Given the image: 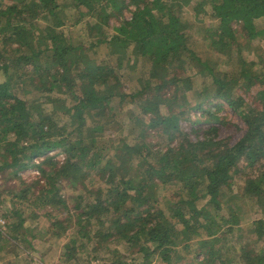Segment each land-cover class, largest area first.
<instances>
[{"label": "trees", "instance_id": "trees-1", "mask_svg": "<svg viewBox=\"0 0 264 264\" xmlns=\"http://www.w3.org/2000/svg\"><path fill=\"white\" fill-rule=\"evenodd\" d=\"M188 3L0 0V173L24 165L36 168L39 178L29 185L22 180L17 196V201L21 198L31 205L41 198L42 206L67 208L63 183L67 181L77 190L71 194L74 204L69 208L76 212L75 226L70 223L64 227L57 218L51 222L54 237L63 235L66 227L75 230L63 244L60 258L65 262L151 264L156 258L158 262L153 264H181L201 256L199 264H231L233 249L239 264H264V218L253 221L252 242H240L236 237L231 247L228 236L239 220L230 214L218 222L209 209H219L221 187L230 186L236 172L244 178V196L254 197L255 204L263 205L264 57L258 62L243 60L236 32L239 26L240 36L254 37V21L264 19V0H198L192 6L199 24L204 21V11L211 10L209 20L214 25L206 29L209 47L226 56L233 47L237 49L240 67L231 71H217L191 47L188 24L178 13ZM69 10H78L75 23L86 18L89 36H97L89 46L71 43L59 29ZM125 11L130 13L128 18ZM111 19L116 21L113 32L107 35L103 28ZM39 20L45 22L42 29H38ZM36 39L45 43L43 49L36 48ZM101 44L109 51L98 53L99 57L85 52ZM127 54L150 65L144 81L133 92H126L116 74ZM113 58L114 66L107 62ZM188 61L211 77L210 86L203 88L211 91L205 97L225 101L244 123L242 135L233 144L218 138L215 126L204 131L207 136L193 142L181 135L178 123L188 103L184 97L193 89L190 78L182 73ZM252 65L257 68L252 70ZM27 84L43 96L57 92L70 99L46 96L53 109L47 113L39 99L26 97ZM238 87L253 93L257 104H248L236 92ZM179 92L185 94L181 100ZM114 97L119 103L126 98L138 100L145 129L167 136L166 147L153 149L142 136H136L133 143L119 146L113 159L105 158L96 139L106 130L108 119L102 117L111 110ZM192 107L207 111L201 103ZM114 113L109 112V116ZM209 116L210 122L218 119ZM56 149L64 157L59 165L53 155H47ZM35 158L41 159L33 163ZM91 172L97 173L104 186L89 187L86 179L91 180ZM170 184H178L179 189L166 214L156 188ZM22 206L11 204L9 212L18 221L10 222L2 236L6 247L15 250L14 257L18 245L33 249L32 241L20 231ZM119 249L126 250L125 254H118Z\"/></svg>", "mask_w": 264, "mask_h": 264}, {"label": "rangeland", "instance_id": "rangeland-1", "mask_svg": "<svg viewBox=\"0 0 264 264\" xmlns=\"http://www.w3.org/2000/svg\"><path fill=\"white\" fill-rule=\"evenodd\" d=\"M198 0H188V4H183L179 9L178 13L187 22V31L190 35L191 47H193L197 55L201 60L207 61L217 71H231L240 67L238 56L236 55L237 49L235 47L231 50V55L226 56L216 52L214 49L209 47V38L207 34V28L214 25L213 20H209L210 9L204 11L202 17L204 18L203 23L199 24L193 14L192 6L196 4ZM6 2V1H5ZM80 16L78 10H69L66 13V18H63V25L60 26V30L63 34L69 38V41L73 44H84L89 46L96 40L97 36H89L88 28L86 25V18H82L80 22L75 23ZM130 13L124 12V17L128 18ZM90 21V19H88ZM116 20L111 19L109 26L103 28L107 35L113 32L112 26L115 25ZM50 23H52L49 20ZM256 33L254 37L240 36L239 26H237L236 35L238 42L241 45L240 57L246 62H258L261 57H264V19H256L255 21ZM45 26V22L42 20L38 21V29H42ZM38 31L36 30V33ZM96 32L93 34L95 35ZM36 48L43 49L45 43L37 40ZM108 48L105 44L99 46H91L86 49L93 58L99 57L103 52H108ZM126 58L128 60H126ZM104 59V58H103ZM107 61V60H106ZM113 66L116 64L115 58L107 61ZM149 63L142 58L131 57L127 54L125 59L122 61L121 67L116 68V74L119 76V80L125 88L126 92H133L135 89L140 87V83L143 82L149 69ZM252 70L256 69L255 65L250 66ZM51 72L53 69L50 67ZM183 75L188 76L192 83V90L187 91L186 95L178 93V100H181V96L187 99V105L184 106V114L180 117L179 127L182 131L181 135L186 136L189 141H196L204 138L206 133L204 131L210 126L217 128L216 135L218 138L225 139L229 144H233L243 133L244 123L239 119L238 115L233 112L227 103L221 99H210L205 97L211 91H203V88H208L211 84V77L198 71V67L191 61H188L183 67ZM74 73V69L72 71ZM153 81V80H152ZM46 86L49 83H45ZM120 84H118V87ZM121 88V87H120ZM56 91V90H53ZM167 93L172 94L171 89L165 90ZM236 92L241 94L244 100L251 105L257 104L254 99L253 93L243 92L240 87L236 88ZM48 94V93H46ZM46 96L64 98L66 101L70 99L68 95H64L57 92H52L48 95L43 96L42 92L33 90L31 85H26V97L29 100L39 99L38 101L43 104L45 112L50 113L52 105L46 101ZM119 98L114 97L110 103L111 111L115 113L109 116V112L105 114L104 119L107 120L106 130L102 136L97 137L96 146L100 149H104L105 158H111L116 156L118 147L124 142L133 143L136 136H142L145 142H148L153 149L165 148L167 142V136L161 135L159 132L155 133V130L145 129L141 118V112L139 106H137L138 100H131L126 98L123 102L119 103ZM201 103L203 108L207 111H203L200 108L192 107L194 104ZM197 106V105H196ZM50 110L48 111V109ZM205 110V109H204ZM215 115L218 119L212 120L211 116ZM93 119V118H92ZM90 120V117L87 118ZM149 128V127H148ZM82 133L85 134L86 130L82 129ZM213 135V134H210ZM178 137H180L177 134ZM181 138V137H180ZM179 141V140H178ZM59 149L49 151L47 155H53V159L59 165L63 161V154L58 152ZM41 158L32 159L33 163H36ZM25 166V165H24ZM22 166L19 168L10 167L7 168L3 173H0V229L3 233L0 235V264H70L65 262L64 257L60 258L63 254V244L68 240L69 237L74 236V228L66 230L60 237H54L51 233V222L53 220L60 219L63 222V226L69 225L76 218V212L70 211L74 201L71 198V194H76L77 190H72L67 184V181L63 183V198L66 199L67 208L52 207L49 205L42 206L39 202L41 198L34 204H30L21 198L17 201V196L22 187L21 181L23 180L27 185L32 181L39 178V173L35 167L31 165ZM234 173V172H233ZM17 174V175H16ZM90 179H86L87 184L90 188L96 187L97 185L104 186L102 179L98 177L96 172L90 173ZM94 178V179H92ZM21 179V180H20ZM244 178L240 175V172H236L232 175L229 180L230 186L224 185L221 187L219 202V209L210 207V212L214 218L220 222L222 217L228 215H234L239 220V224L236 226L233 234L228 236L229 245L232 247V243L235 242L234 238H240V242L243 240H249L252 242L255 239L254 234L250 232L251 225L257 218H264V199L263 205L255 204L254 197L244 196L243 190ZM33 185L31 188L35 187ZM179 189L178 184L170 185H158L156 193L160 198L161 207L167 214V206L173 200L175 192ZM10 190V191H9ZM16 193V196L14 194ZM11 201L7 200L10 199ZM75 196V195H74ZM23 201V202H21ZM206 202V200H204ZM15 203V206H22L21 216L24 219L22 234L33 243V249H27L26 244L15 246L17 247L15 257L13 252L15 250L12 247L7 246L2 236L8 230V224L10 222H17L18 218L14 217L9 212L11 204ZM19 204V205H18ZM70 208V209H69ZM20 210V209H19ZM66 218V219H65ZM70 226V225H69ZM203 236V235H202ZM231 239V240H230ZM24 247L26 249L24 250ZM20 251V252H19ZM118 254L126 252V250H117ZM125 251V252H124ZM28 252V254H27ZM112 253V252H111ZM113 254V253H112ZM190 255V254H189ZM192 255V254H191ZM116 254H113V257ZM191 257V256H190ZM233 262L231 264H239L237 251L232 249ZM18 258H20L18 260ZM107 259V258H106ZM201 256L196 258V261L182 262L181 264H199ZM155 263L156 258L152 259ZM78 263V260L76 261ZM109 261L94 260L90 264H109ZM151 263V264H153ZM241 264V262H240Z\"/></svg>", "mask_w": 264, "mask_h": 264}]
</instances>
